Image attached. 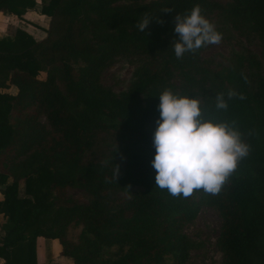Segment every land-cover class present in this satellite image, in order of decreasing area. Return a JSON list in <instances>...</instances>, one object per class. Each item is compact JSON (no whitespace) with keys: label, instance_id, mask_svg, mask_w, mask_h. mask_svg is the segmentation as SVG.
<instances>
[{"label":"trees","instance_id":"1","mask_svg":"<svg viewBox=\"0 0 264 264\" xmlns=\"http://www.w3.org/2000/svg\"><path fill=\"white\" fill-rule=\"evenodd\" d=\"M118 1L41 0L39 11L50 18L43 40L23 30L0 38V90L10 85L17 90L15 95L0 92V216L5 218L0 258L4 264H37L36 241L44 238L58 240L61 254L73 264H184L189 241L183 228L205 203L222 218L224 264H264V52L262 62L251 53L239 57L236 72L227 77L244 99H228L226 92L227 110H218L216 99L201 106L206 120L235 121L250 145L249 155L220 193L173 197L156 187L151 164L161 93L148 83L156 74L145 68L129 90L115 94L99 84L98 72L129 50L151 60L176 57L175 15L207 0L114 6ZM34 7L33 0H0V11L17 17ZM226 11L249 23L264 49V0H230ZM145 14L152 19L141 32L136 24ZM199 51L185 53L188 61L196 62ZM40 72L46 73L44 79ZM140 93L151 101L136 108ZM109 129L143 150L117 147L110 167L83 164L94 133ZM66 187L83 189L94 199L86 206L61 205L54 191ZM133 187L144 191L117 213L103 207L100 191ZM71 223L84 225L79 244L66 238Z\"/></svg>","mask_w":264,"mask_h":264},{"label":"rangeland","instance_id":"2","mask_svg":"<svg viewBox=\"0 0 264 264\" xmlns=\"http://www.w3.org/2000/svg\"><path fill=\"white\" fill-rule=\"evenodd\" d=\"M167 1L120 0L114 6H159ZM229 3L230 0H207V5H200L201 14L215 25L223 39L219 44L200 48L196 62L188 61L185 54L182 59L167 56L151 60L136 50H129L113 56L105 63L98 72L99 84L115 94H121L129 90L145 68H150L151 72L156 74V79L148 83L150 89L159 93L171 89L174 93L189 96L190 93H195L202 107L215 100L217 94L233 90L234 85L227 77L236 72L238 58L251 53L262 62L264 49L262 41L249 23L228 15L226 7ZM88 16L94 18V13H89ZM38 77L44 79L46 73L40 72ZM8 92L13 93L15 90H6V93ZM150 101L143 93L134 98L136 108L144 107ZM41 122L46 124L43 117ZM121 146L136 152L144 148L113 129L97 131L82 163L109 166L115 160L111 157L113 150ZM20 184L19 193L23 196V183ZM143 191V188L133 187L127 191H100L99 194L103 207L117 213L125 201ZM54 195L58 202L65 206H86L94 199L89 192L78 187L58 189L54 191ZM221 224L220 212L203 203L197 218L183 228V233L189 241L188 260L184 264H224L219 246ZM83 227L82 223H71L66 230V238L71 242L81 243Z\"/></svg>","mask_w":264,"mask_h":264},{"label":"clouds","instance_id":"3","mask_svg":"<svg viewBox=\"0 0 264 264\" xmlns=\"http://www.w3.org/2000/svg\"><path fill=\"white\" fill-rule=\"evenodd\" d=\"M201 12L200 6L195 5L190 13L175 15L174 31L179 40L172 45L177 59L222 41V34ZM151 19L145 14L137 21L138 30L144 32ZM237 96L244 99L243 94L228 90V99ZM158 97L159 119L151 161L156 171V187L166 189L173 197L188 198L200 190L211 195L220 193L239 162L250 153V145L242 139L235 121L206 120L198 98L174 93L171 89L163 90ZM215 99L218 110H227L225 93L217 94ZM118 175L119 166L115 165V180Z\"/></svg>","mask_w":264,"mask_h":264},{"label":"crops","instance_id":"4","mask_svg":"<svg viewBox=\"0 0 264 264\" xmlns=\"http://www.w3.org/2000/svg\"><path fill=\"white\" fill-rule=\"evenodd\" d=\"M35 7L27 9L26 13L21 17L13 14H8L5 11H0V38L16 34L17 30H23L31 35L36 41L43 40L46 37V30L50 22V18L40 13L41 0H33ZM6 90L14 91L9 93L15 95L17 90L10 85L7 89H1V93H6ZM3 196L0 194V201ZM5 218L0 216V239L3 237L2 225ZM62 248L58 240H47L38 238L36 241V259L37 264H73L72 259L61 254ZM0 264L4 261L0 258Z\"/></svg>","mask_w":264,"mask_h":264}]
</instances>
